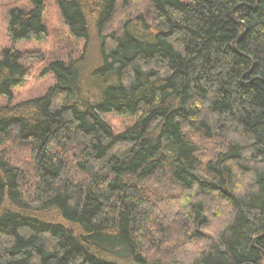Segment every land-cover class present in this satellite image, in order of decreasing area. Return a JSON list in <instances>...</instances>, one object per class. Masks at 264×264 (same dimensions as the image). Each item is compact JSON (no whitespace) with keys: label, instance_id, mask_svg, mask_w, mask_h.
Here are the masks:
<instances>
[{"label":"trees","instance_id":"16d2710c","mask_svg":"<svg viewBox=\"0 0 264 264\" xmlns=\"http://www.w3.org/2000/svg\"><path fill=\"white\" fill-rule=\"evenodd\" d=\"M56 1L84 45L0 106V264H264V0ZM45 11L11 9L0 94L43 58L16 44Z\"/></svg>","mask_w":264,"mask_h":264},{"label":"rangeland","instance_id":"374dc122","mask_svg":"<svg viewBox=\"0 0 264 264\" xmlns=\"http://www.w3.org/2000/svg\"><path fill=\"white\" fill-rule=\"evenodd\" d=\"M28 3H30V0H0V58L3 56V51L13 44L12 38L8 34V18L11 9L25 7ZM45 19L49 30V35L45 41L40 42L31 39L22 40L16 44L17 48L34 50L41 54L43 58L26 62L30 68L26 82L21 86L13 87L12 96L0 94V106L13 105L19 101L44 93L55 81L51 71L42 74L45 65L52 59L67 56L76 57L82 52L84 41L82 39H74L69 35L67 27L62 21L56 0H46ZM91 57L82 66V76L87 83L92 80L90 73L98 60L97 54H94L93 51L91 52ZM86 86L90 87L84 89L85 95L99 99L100 95L96 86L92 82ZM103 117L111 124L116 133L123 132L128 125L135 121V118L131 115L114 112L105 113Z\"/></svg>","mask_w":264,"mask_h":264},{"label":"water","instance_id":"95a60500","mask_svg":"<svg viewBox=\"0 0 264 264\" xmlns=\"http://www.w3.org/2000/svg\"><path fill=\"white\" fill-rule=\"evenodd\" d=\"M262 236V234L261 235H259V236H257L256 238H259V237H261Z\"/></svg>","mask_w":264,"mask_h":264}]
</instances>
